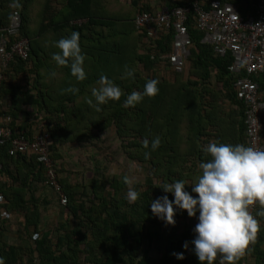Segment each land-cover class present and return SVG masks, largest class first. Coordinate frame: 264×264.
<instances>
[{
	"label": "trees",
	"instance_id": "16d2710c",
	"mask_svg": "<svg viewBox=\"0 0 264 264\" xmlns=\"http://www.w3.org/2000/svg\"><path fill=\"white\" fill-rule=\"evenodd\" d=\"M62 1V7H55L56 0H0V28L8 25L18 10L23 17L22 34L31 42L29 59H16L1 72L0 116L12 118L10 127L16 136H51L49 151L58 181L68 195V203L61 206L55 190L46 184L45 169L36 156H11L9 147L0 145V257L5 264H200L191 244L198 213L189 217L177 209L175 224L168 225L157 220L149 205L163 195L174 199L161 188L174 179L185 180V190L191 193V185L201 174L199 162L211 159L203 151L208 142L248 146L245 107L234 87L236 77L228 71L232 58H221L212 47L201 43L204 33L197 29L192 15L188 27L193 48L185 82L181 78L184 74L169 71L162 60L172 52V33L149 39L136 29L134 21L138 15L156 13L164 6L198 3L209 10L215 0ZM219 1L236 4L244 18L256 13V0ZM14 2L19 7H12ZM33 4L40 15L38 26L29 12ZM72 31L80 33L86 57L83 81L71 75L70 67L57 66L51 59L59 51L55 43ZM41 38L52 41L49 49L44 48ZM151 54L158 56L156 61L151 60ZM125 65L134 70V79L125 77ZM51 72L56 75L51 76ZM102 74L118 85L123 95L119 101L100 105L97 111L87 101L93 99L95 103L91 90L98 87L96 82ZM149 79L159 80V93L135 107L124 108L126 95L142 91ZM213 80L220 83L219 90ZM258 81L264 88V79ZM68 87L79 92L61 94ZM105 125L117 126L129 160L146 168L145 176H128L140 193L134 203L125 199L127 175L116 174L110 181L107 176L101 181L93 178L87 192L86 185L73 186L65 174L66 148L93 144L106 130ZM156 136L161 139L160 147L154 152L150 147L145 149L142 141L147 138L151 142ZM146 151L150 152L147 160ZM55 204L60 207L57 219L51 230H43L42 209L49 208V212ZM261 210L259 206L257 213ZM14 217L23 226L21 242L10 238ZM256 218L261 217L256 214ZM263 234L262 228L256 241ZM185 242L190 253L183 248ZM151 248L156 259L150 254ZM254 249L258 247L253 245L251 251ZM173 253H183L185 259L177 260Z\"/></svg>",
	"mask_w": 264,
	"mask_h": 264
},
{
	"label": "clouds",
	"instance_id": "9594fccd",
	"mask_svg": "<svg viewBox=\"0 0 264 264\" xmlns=\"http://www.w3.org/2000/svg\"><path fill=\"white\" fill-rule=\"evenodd\" d=\"M12 7H19L14 2ZM80 33L72 31L66 38L55 43L58 52L52 54L51 59L57 66H68L77 81L86 79L84 70L85 55L80 46ZM126 78L134 79V70L125 65ZM55 76V72L50 73ZM98 87L91 90L94 98L87 103L100 111V105L109 101H119L123 95L121 88L106 75H100ZM159 80L149 79L142 91H132L127 94L123 107H135L146 97L151 98L159 93ZM79 89L68 87L61 90V94H77ZM143 147L151 152L161 145L159 136L153 137L151 142L146 138ZM203 151L210 155L207 162H199L201 174L191 185V193L186 191V181L174 179L161 187L164 193H171L152 200L150 208L154 216L168 225L175 224L176 210L186 211L189 217H197L195 238L191 241L193 251L200 264H236L250 245L255 244L257 233L260 231V221L251 214L250 207L256 203L264 208V150L244 144L221 143L210 141ZM150 158V152H145V159ZM124 184L128 186L125 199L134 203L139 198V191L134 189L132 180L124 177ZM264 217V211L257 213ZM188 250L189 244L183 245ZM177 260H184L183 253H173ZM0 264H5L0 257Z\"/></svg>",
	"mask_w": 264,
	"mask_h": 264
},
{
	"label": "built area",
	"instance_id": "2783aa9c",
	"mask_svg": "<svg viewBox=\"0 0 264 264\" xmlns=\"http://www.w3.org/2000/svg\"><path fill=\"white\" fill-rule=\"evenodd\" d=\"M194 16L195 25L204 33L201 41L213 48L223 58L230 56L228 71L236 77L234 87L240 102L245 107V127L248 146L264 150V88L258 79H264V0H256V13L244 18L239 7L233 3L215 0L210 9H203L198 3L171 5L156 13L145 12L137 16L136 29L149 39L160 38L172 33V52L162 60L169 71L182 75L188 67L193 40L188 23ZM77 21L73 24H81ZM23 17L20 11L13 12L8 25L0 28V81L2 73L16 60L27 61L31 50L30 39L22 34ZM151 45H149L150 47ZM151 54V60H157ZM12 118L0 116V145L9 147L11 156L30 153L36 156L46 172V184L50 185L60 199L61 205L68 203V197L58 181V175L49 151L51 136L39 134L32 139L16 136L10 127ZM259 203L250 207L256 217Z\"/></svg>",
	"mask_w": 264,
	"mask_h": 264
},
{
	"label": "rangeland",
	"instance_id": "374dc122",
	"mask_svg": "<svg viewBox=\"0 0 264 264\" xmlns=\"http://www.w3.org/2000/svg\"><path fill=\"white\" fill-rule=\"evenodd\" d=\"M153 3H156L157 1L151 0ZM177 1V0H173ZM57 3H55V7L58 5H63L62 0H56ZM158 6V5H157ZM166 7V6H164ZM30 13H32V16L36 18L37 25H39L37 17L39 18L40 15L38 13L37 6L33 4L32 8L29 10ZM73 23V21H72ZM73 25V24H72ZM35 26V25H34ZM32 37V36H31ZM35 40H37V35H33L32 37ZM41 38L42 44L44 48L49 49V45L52 43L50 39ZM148 73V72H147ZM146 74V73H144ZM147 76V75H145ZM184 78L183 81L187 82L188 75H183ZM213 84L216 87V90L220 89L221 85L220 83H216L215 80H213ZM105 124V122H104ZM103 124V125H104ZM110 124V123H109ZM101 125V126H103ZM106 127L104 133L99 134V138L94 139L93 144L88 145L84 148H80V146L71 145L70 147H67L64 151L65 155V168L66 172L65 174L69 176L70 180L74 183L73 186L75 187H82L86 185L88 187L87 192H90V186L92 184V179L97 178L101 181L104 180L107 176V181H110L116 174L120 176L127 175V176H139L140 174L142 176H145L146 168L143 165H140L136 162H133L132 160H129V158L126 155V152L123 149V142L121 139H119V134L117 132V126H111V125H105ZM108 128V129H107ZM95 132H98L97 130ZM59 169L62 168L59 166ZM65 193V192H64ZM39 194L37 193V196ZM65 195L68 197V195L65 193ZM51 201V203L56 202ZM53 205V204H51ZM57 204L50 208V211L42 209L43 213V219L41 221V225L43 230H51L53 227V223L57 219V214L60 209L59 206H56ZM62 206V205H61ZM63 218V216H62ZM159 220V219H157ZM14 223L11 224L12 231L15 232V234L10 235L11 241L13 242V237L16 242L22 241L20 240L22 237H24L25 234H23V226L18 224L17 217L13 218ZM156 226H159V224H156ZM13 236V237H12Z\"/></svg>",
	"mask_w": 264,
	"mask_h": 264
},
{
	"label": "crops",
	"instance_id": "0c3cea01",
	"mask_svg": "<svg viewBox=\"0 0 264 264\" xmlns=\"http://www.w3.org/2000/svg\"><path fill=\"white\" fill-rule=\"evenodd\" d=\"M75 22H77V21H75ZM167 69H168V67H167ZM186 73H187V70L184 74H186ZM261 211H264V208H262ZM261 218H262V220H261ZM261 218L259 219L260 229L263 228V230H264V217H261ZM13 234H15L14 231L11 233V235H13ZM13 239H14V237H13ZM253 245L258 247V249H256V250L254 249V252L251 251ZM253 245H250L251 250L246 251V254L244 256H242L241 259L236 262V264H264V236H262V237L260 236V239H258L255 242V244H253ZM154 251L155 250L153 248H151L150 254L156 259L157 254L154 253ZM188 253H190V248H188Z\"/></svg>",
	"mask_w": 264,
	"mask_h": 264
}]
</instances>
